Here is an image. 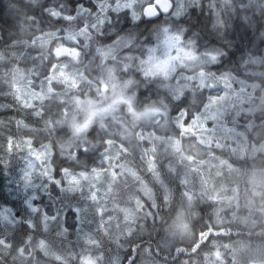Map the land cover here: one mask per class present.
I'll return each instance as SVG.
<instances>
[{
    "label": "clouds",
    "instance_id": "obj_1",
    "mask_svg": "<svg viewBox=\"0 0 264 264\" xmlns=\"http://www.w3.org/2000/svg\"><path fill=\"white\" fill-rule=\"evenodd\" d=\"M0 264H264V0H0Z\"/></svg>",
    "mask_w": 264,
    "mask_h": 264
}]
</instances>
